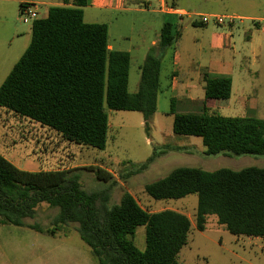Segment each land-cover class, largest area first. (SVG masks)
I'll use <instances>...</instances> for the list:
<instances>
[{"label":"trees","instance_id":"obj_1","mask_svg":"<svg viewBox=\"0 0 264 264\" xmlns=\"http://www.w3.org/2000/svg\"><path fill=\"white\" fill-rule=\"evenodd\" d=\"M62 2L71 6H50L31 23L29 44L0 84V107L67 141L103 149L109 127L106 108L138 111L148 127L156 110L161 57L175 37L171 25L164 23L131 93L129 53L108 49L106 23L84 21L86 0ZM202 79L204 105L207 99L230 96L229 77L204 73ZM173 103L171 99L173 133L200 137L203 155L264 157V119L222 116L207 108L181 113L174 111ZM154 158L153 153L133 173L146 169ZM76 169L24 170L0 153V225L54 236L59 228L76 223L75 230L98 264H179L177 255L191 228L186 214L170 208L148 211L127 191L117 203H109L108 190H85ZM144 190L155 200L196 194L194 223L199 231L205 229L207 216L215 215L233 235L264 238V167L209 171L180 166L145 184ZM39 203L58 209L51 228L25 222ZM138 226L145 228L143 249L133 241Z\"/></svg>","mask_w":264,"mask_h":264},{"label":"rangeland","instance_id":"obj_2","mask_svg":"<svg viewBox=\"0 0 264 264\" xmlns=\"http://www.w3.org/2000/svg\"><path fill=\"white\" fill-rule=\"evenodd\" d=\"M179 2L178 5L186 7L187 11H193L192 6L187 5L194 4L198 6L194 11L199 13L250 15L258 17L255 20L264 19V0H207L202 3L196 0H179ZM17 8L18 4L13 0H0V84L31 38V22L24 23ZM42 11L43 9L39 8V15L43 13ZM208 24L209 27L214 24L221 29L227 26L217 25L213 21ZM230 29L236 50L245 54L249 53L251 46L264 50L263 25L258 27L254 42L253 40L249 42L245 38L242 25ZM199 30L187 25V28L181 31L183 35L180 64L188 71L186 75L188 77L195 76L193 70L195 64L191 60L189 50L190 39L197 36ZM196 59L200 57L197 56ZM172 66L170 54L166 53L160 70L162 84ZM138 82L139 69L132 64L129 69L128 91L135 92ZM170 98L169 91L158 93L156 110L148 121V127L145 126L142 114L138 111L106 108L109 127L103 149L67 141L56 131L0 107V153L16 167L24 170L76 167L82 187L87 191L108 190L109 203H117L127 191L148 211L170 208L186 214L191 221V228L187 243L177 255L179 264H264V239L259 241V246H247L248 238L254 239L253 237L229 233L217 223L215 215L207 216L203 231L196 229L194 223L196 194H188L179 199L155 200L145 192V184L165 176L180 166L199 167L209 171L221 167L234 170L248 166L264 167V157L252 155L236 157L225 154L205 156L202 154L204 146L200 137L174 134L172 115L169 113ZM258 102L260 108L255 109L252 114L245 115L241 109L222 107L215 108L214 113L222 116H255L264 119V100L260 99ZM178 106V102L173 103L174 111H181ZM163 148L166 150L162 151ZM153 153L155 158L148 167L139 173H133L137 165L143 163ZM57 212V207L39 203L34 216L26 218L25 222L37 223L45 229L51 228L52 219ZM76 226V223H69L59 228L56 235L51 236L27 227L5 225L0 229V264H98L89 247L80 239L75 230ZM133 241L139 249L145 247L144 226L136 228ZM78 245H81L82 249L76 247Z\"/></svg>","mask_w":264,"mask_h":264},{"label":"crops","instance_id":"obj_3","mask_svg":"<svg viewBox=\"0 0 264 264\" xmlns=\"http://www.w3.org/2000/svg\"><path fill=\"white\" fill-rule=\"evenodd\" d=\"M18 4L35 3L38 7V16L46 15L48 8L54 5L71 6L64 4L62 0H13ZM82 6L83 19L86 22H104L108 27V49L126 51L129 53V69L132 64L139 69L150 47L159 41L160 30L164 23L171 25V33L174 35L173 43L163 52L160 62V70L166 53L172 59V68L167 79L160 81L158 93L169 91L174 103L178 102L179 112H196L207 108L214 113L215 108H237L246 114L254 113L260 108L258 100H264V50L251 46L248 54L234 48L232 30L242 25L245 38L251 42L257 36L258 27L256 16H242L234 24L224 26L222 29L216 25L200 24L187 15L166 11L163 8V0H86ZM199 3L207 0H196ZM165 3L175 9L187 11L186 7L178 5L179 0H165ZM197 3V4H199ZM183 6V5H182ZM192 6L193 11L198 8ZM39 8L43 13L39 15ZM199 13V12H197ZM204 13V12H200ZM246 21V22H245ZM187 25L199 28V34L190 39L191 60L195 64L194 77L186 76L188 71L181 67V39L182 30ZM206 36V37H205ZM230 48V49H229ZM229 49V50H228ZM172 50V51H171ZM199 56L200 59H196ZM182 72L180 75L179 72ZM209 77H229L231 79L230 96L225 100H204V88L202 75ZM186 76V77H185ZM252 76V77H251ZM250 78L252 80H250ZM157 93V95H158ZM5 225H0V229ZM7 227V226H6ZM31 230V229H30ZM34 231V230H33ZM7 232V231H6ZM10 233V232H8ZM56 235V234H55ZM251 237V236H248ZM248 238L247 246H259L261 237ZM264 241V240H263ZM35 240L33 239V244ZM35 247V245H33ZM82 249L81 245H78Z\"/></svg>","mask_w":264,"mask_h":264},{"label":"built area","instance_id":"obj_4","mask_svg":"<svg viewBox=\"0 0 264 264\" xmlns=\"http://www.w3.org/2000/svg\"><path fill=\"white\" fill-rule=\"evenodd\" d=\"M163 8L166 11L177 13L178 15H187L191 17L194 21H198L200 24H208L210 21H213L217 25H231L238 20V16L232 15V14H200L197 12H187L182 11L179 9H175L173 6L168 5L165 3ZM19 13L21 14V20L24 23L33 22L35 19H37L38 16V7L35 3H22L19 6ZM263 21V24L261 22ZM256 22L259 23V25L264 26V19L260 18L257 19Z\"/></svg>","mask_w":264,"mask_h":264}]
</instances>
